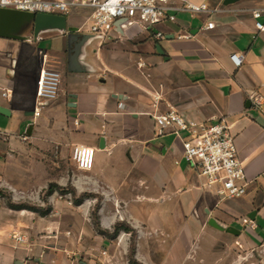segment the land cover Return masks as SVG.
Returning a JSON list of instances; mask_svg holds the SVG:
<instances>
[{
    "label": "crops",
    "instance_id": "1",
    "mask_svg": "<svg viewBox=\"0 0 264 264\" xmlns=\"http://www.w3.org/2000/svg\"><path fill=\"white\" fill-rule=\"evenodd\" d=\"M191 1L209 11L196 17L179 11L158 30L134 24L104 41L89 36L87 7L67 15L64 31L35 33V16L26 12L1 17L0 107L9 115L0 113V133L39 143L45 127L59 130L64 144L94 148L93 168L77 169L68 184L76 198L87 194L97 207L98 227L90 220L85 232L73 230L65 239L74 246L61 244L55 232L32 241L19 233L23 243L0 233V264H130L125 237L131 234L108 235L117 222L135 229L134 257L143 264H227L222 253L230 246L253 251L264 242V35L255 32L251 15L264 0ZM207 22L213 27L204 29ZM73 33L79 36L69 54ZM39 50L61 83L58 97L34 117ZM233 53L245 56L240 68ZM254 92L262 97L259 108ZM170 109L189 120L228 124L250 181L244 196L221 198L184 160L180 137L154 135L153 116ZM143 226L164 230L157 236L170 242L164 254L152 233L141 234ZM221 241L226 248L215 250Z\"/></svg>",
    "mask_w": 264,
    "mask_h": 264
},
{
    "label": "built area",
    "instance_id": "2",
    "mask_svg": "<svg viewBox=\"0 0 264 264\" xmlns=\"http://www.w3.org/2000/svg\"><path fill=\"white\" fill-rule=\"evenodd\" d=\"M77 7L91 10L87 17L88 33L102 41L115 38L120 30L139 24L145 30L157 29L158 26L176 20V12H188L192 17L208 12L206 4H196L191 0H0V8L12 9L30 14L47 13L69 15ZM254 29L264 35V6L252 10ZM213 24L207 22L204 29ZM156 37L163 38L161 31ZM42 55L34 117L39 116L45 106L54 101L60 93L61 75L56 68L48 65L47 55ZM244 54L233 53L230 60L236 68L244 62ZM3 96L6 95L4 91ZM250 98L254 105L262 106V97L252 93ZM154 135L161 137L168 131L180 137L187 164L206 180L208 186L216 189L223 199L244 196L248 192L249 179L246 176L242 161L238 156L237 146L230 134L229 126L224 120L215 122L186 119L174 109L155 114ZM77 169L89 171L95 162V149L89 146H75L72 155ZM254 228L251 220H242ZM16 243H23L21 234H13Z\"/></svg>",
    "mask_w": 264,
    "mask_h": 264
},
{
    "label": "rangeland",
    "instance_id": "3",
    "mask_svg": "<svg viewBox=\"0 0 264 264\" xmlns=\"http://www.w3.org/2000/svg\"><path fill=\"white\" fill-rule=\"evenodd\" d=\"M38 132L41 137L39 143H30L23 135L17 136L13 142L8 139V135L0 133V233L10 237L13 242V234L24 233L32 241L55 232L63 236L59 239L61 244L74 246L75 242L69 241L67 236L73 230L77 232V229L85 232L87 222L98 219V210L93 209V204L90 206L91 200L86 198L80 206H76L74 198L67 190V193L54 191L51 195L46 194L50 182H62L70 186L68 177L77 170L72 158L76 145L62 143L59 130L50 131L42 127ZM10 204L48 208L49 213L41 216L27 209H13L9 207ZM109 213L106 210L100 218L103 219ZM77 220L80 224L75 226ZM54 223L58 225L55 231L51 229ZM140 231L141 234L145 233L144 237L152 233L155 246L163 254L169 249L170 242L160 238L158 241L157 238L158 235L163 236L164 230L150 227L146 229L143 226ZM130 237L131 235H126L127 242ZM146 244L148 242L144 240L143 245ZM222 248H226V242L221 241L214 246L215 250ZM230 250L232 251L229 252ZM228 252L222 253V259L227 264H234L236 261L237 264H264V242L253 251L233 245Z\"/></svg>",
    "mask_w": 264,
    "mask_h": 264
},
{
    "label": "trees",
    "instance_id": "4",
    "mask_svg": "<svg viewBox=\"0 0 264 264\" xmlns=\"http://www.w3.org/2000/svg\"><path fill=\"white\" fill-rule=\"evenodd\" d=\"M67 190V192L71 193L72 197L74 198V203L76 205H80L83 201V198H85L87 196V194H82L80 197L76 198V193L74 191V189L71 186H66V187H62L54 182H50L47 185V190H46V194L47 195H51L54 191H59V192H63V193H67L65 192ZM9 207L16 209V210H22V209H27L30 210L32 212H37L39 213L41 216H45L46 214L49 213V209L48 208H41L39 206H30V205H26V204H10ZM97 209V207H96ZM94 216H96V214L94 213ZM94 224L96 227H98V219L95 218L94 220ZM125 231V232H129L131 234L130 237V243H129V248H128V261L130 264H143L142 262L136 260V258L134 257L135 254V239H136V231L134 228H132L131 226H129L128 224L124 223V222H117L111 233H109L108 235L110 237H115L119 231Z\"/></svg>",
    "mask_w": 264,
    "mask_h": 264
},
{
    "label": "water",
    "instance_id": "5",
    "mask_svg": "<svg viewBox=\"0 0 264 264\" xmlns=\"http://www.w3.org/2000/svg\"><path fill=\"white\" fill-rule=\"evenodd\" d=\"M15 12H21V11L0 8V20H1V17L5 13H15ZM33 16H35V26H34L35 33H38L39 31H42V30H48V29H54V30L56 29L59 31L67 30V17L65 15L37 13ZM78 36H79L78 34H74V33L69 34L68 36L69 54H71L74 41L77 40ZM89 36L92 37V35H89ZM158 50L161 51L160 48H158ZM70 57L71 55L69 56V59ZM0 113L9 115V112L3 107H0ZM250 217L251 219L254 220V212L253 214L250 215ZM15 264H21V262L16 261Z\"/></svg>",
    "mask_w": 264,
    "mask_h": 264
}]
</instances>
